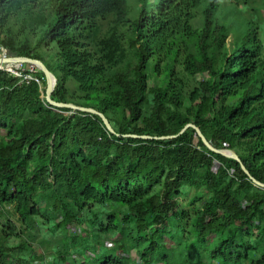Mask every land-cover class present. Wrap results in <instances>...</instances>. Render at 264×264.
<instances>
[{"label": "trees", "instance_id": "1", "mask_svg": "<svg viewBox=\"0 0 264 264\" xmlns=\"http://www.w3.org/2000/svg\"><path fill=\"white\" fill-rule=\"evenodd\" d=\"M263 35L251 0H0V50L115 130L0 65V264H264V188L179 134L264 183Z\"/></svg>", "mask_w": 264, "mask_h": 264}, {"label": "water", "instance_id": "2", "mask_svg": "<svg viewBox=\"0 0 264 264\" xmlns=\"http://www.w3.org/2000/svg\"><path fill=\"white\" fill-rule=\"evenodd\" d=\"M30 64L32 66H36L37 68H39L41 71H43V73L45 74V78H46V89H45V99L52 105L56 106V107H67L70 108L72 110H76V111H85V112H90V113H94V114H98L104 124L106 125L107 129L111 132H115L114 128L112 127L110 121L108 120V118L102 113L99 112L98 110L91 108V107H83V106H78L76 104L73 103H64V102H59L53 99L52 94L55 90L56 84H57V77L56 75L47 67V65L39 59H34V58H30V57H25V56H2L0 57V65L1 64H7L9 66H19L22 64ZM9 66L7 67L8 69ZM188 127H194L196 129V131L198 132L199 136L201 137V139L203 140L204 144L213 152L224 155L228 158H232L234 160H237L238 162L241 163L243 170L245 171V173L250 177V179H252V181L254 182L255 185H258L262 188H264V183L256 180L248 171V169L245 167V165L243 164L241 158L239 157V155L232 149H220V148H216L215 146H213L205 137V135L202 133V131L200 130L199 127L195 126L192 123L187 124L181 131L179 134H181L186 128ZM128 136H135V137H143V138H152V136L150 135H135V134H129ZM177 135H171V136H162V137H154V138H171V137H175Z\"/></svg>", "mask_w": 264, "mask_h": 264}, {"label": "rangeland", "instance_id": "3", "mask_svg": "<svg viewBox=\"0 0 264 264\" xmlns=\"http://www.w3.org/2000/svg\"><path fill=\"white\" fill-rule=\"evenodd\" d=\"M129 1L132 2V3H136V0H129ZM251 4L255 5L260 10V14L262 16H264V0H251ZM243 7L244 8H247L248 6H243ZM247 11L248 10L246 9L244 11V13L247 12ZM239 29H240V27H239V25L237 23L236 26L234 27L233 32H231V35L229 36V38L227 40L228 43H229V45H231L232 40H233L234 36L238 33ZM263 37H264V35H263ZM2 56H13V55H9L8 52L6 51V49L2 48L0 50V57H2ZM1 66L8 67L9 65H7V64H1ZM9 68L15 70V72H16L17 69H20L21 68V65H19L17 67H15L13 65V66H9ZM207 77H208L207 74H200V75H197L196 76L197 79H202V78H207ZM151 84H152V82H151ZM41 88H42V97H44L45 96L44 90L46 88V84L44 82H41ZM74 112L75 111H68L66 113L67 114H73ZM190 192H191V194H193L194 193V189H191ZM199 194H200V192H199ZM36 242H37V240H36ZM48 254H51V253H48ZM47 262L50 263V264H53L52 255H48ZM213 264H221V261L220 260H216V261L213 262Z\"/></svg>", "mask_w": 264, "mask_h": 264}, {"label": "built area", "instance_id": "4", "mask_svg": "<svg viewBox=\"0 0 264 264\" xmlns=\"http://www.w3.org/2000/svg\"><path fill=\"white\" fill-rule=\"evenodd\" d=\"M13 70V69H12ZM15 71V70H14Z\"/></svg>", "mask_w": 264, "mask_h": 264}]
</instances>
